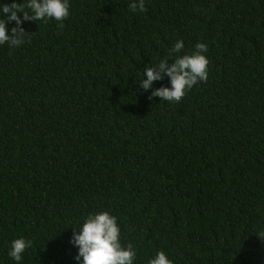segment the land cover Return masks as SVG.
<instances>
[{
	"label": "trees",
	"instance_id": "obj_1",
	"mask_svg": "<svg viewBox=\"0 0 264 264\" xmlns=\"http://www.w3.org/2000/svg\"><path fill=\"white\" fill-rule=\"evenodd\" d=\"M130 2L70 0L0 46V264L20 237L21 264H76L102 211L134 264H264V0ZM177 40L207 45L208 79L169 103L138 81Z\"/></svg>",
	"mask_w": 264,
	"mask_h": 264
},
{
	"label": "clouds",
	"instance_id": "obj_2",
	"mask_svg": "<svg viewBox=\"0 0 264 264\" xmlns=\"http://www.w3.org/2000/svg\"><path fill=\"white\" fill-rule=\"evenodd\" d=\"M129 9L132 12H145V0H131ZM70 0H24L23 3L6 4L0 0V46L19 48L26 42L23 22H47L55 20L62 23L70 15ZM23 17V20L21 19ZM15 22V27L9 34L8 25ZM184 41L177 40L170 53L176 54L174 62L163 58L158 63L143 69V75L138 84L151 97L161 101L179 103L186 92L200 82L208 79L209 60L205 53L208 48L205 43L195 45L191 54H182ZM151 64V63H150ZM149 64V65H150ZM146 77V78H145ZM168 78V86L155 87L157 81ZM72 237L69 244L77 249L74 257L76 264H134L136 252L131 244L126 247L121 244L120 227L117 217L108 211L90 213L79 222L78 227H72ZM261 239L264 232L258 235ZM32 247V241L23 237L10 242L7 256L16 264H21L26 251ZM148 264H173L163 251L149 259Z\"/></svg>",
	"mask_w": 264,
	"mask_h": 264
}]
</instances>
